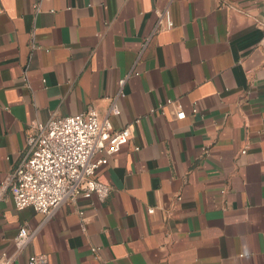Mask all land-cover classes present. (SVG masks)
<instances>
[{
  "label": "crops",
  "instance_id": "crops-1",
  "mask_svg": "<svg viewBox=\"0 0 264 264\" xmlns=\"http://www.w3.org/2000/svg\"><path fill=\"white\" fill-rule=\"evenodd\" d=\"M263 40L264 0H0V184L34 122L92 108L130 132L96 171L111 188L104 202H65L46 220L3 195L0 254L14 264H264ZM160 104L163 115L150 114ZM20 228L32 238L17 254Z\"/></svg>",
  "mask_w": 264,
  "mask_h": 264
},
{
  "label": "built area",
  "instance_id": "built-area-1",
  "mask_svg": "<svg viewBox=\"0 0 264 264\" xmlns=\"http://www.w3.org/2000/svg\"><path fill=\"white\" fill-rule=\"evenodd\" d=\"M162 19L163 16L158 24ZM165 23L167 28L172 27L167 15ZM262 47L264 48V40ZM137 74L132 70L118 81L119 91L110 99L109 116L120 114L117 101L124 97L123 87L127 78ZM166 104L174 103L167 100ZM175 107V119L184 120V111L179 105ZM162 108L163 105L160 104L150 114L159 112L163 115ZM135 123L138 124L139 120ZM129 138L128 128L114 130L109 118H100L92 108L72 116L54 117L45 123L34 122L27 129L26 155L19 166L1 182L0 198L8 193L16 210L31 207L46 220L65 202L75 203L78 198L90 199L93 195L104 202L111 188L96 180V171L99 167L106 166L108 159L117 154ZM147 213L152 215L154 208H149ZM78 214L82 226L86 225L84 213L79 211ZM31 238L29 231L19 229L14 238L17 254ZM92 251L97 252L98 248ZM0 264H14V256L1 253ZM26 264H48V260L33 255Z\"/></svg>",
  "mask_w": 264,
  "mask_h": 264
}]
</instances>
